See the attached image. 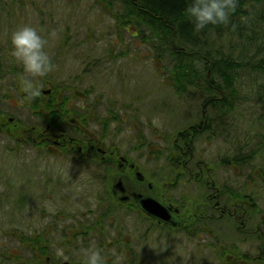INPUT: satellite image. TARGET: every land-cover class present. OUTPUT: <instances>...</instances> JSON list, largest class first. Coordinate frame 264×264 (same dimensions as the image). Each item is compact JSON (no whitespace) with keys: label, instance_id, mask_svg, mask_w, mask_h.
I'll list each match as a JSON object with an SVG mask.
<instances>
[{"label":"rangeland","instance_id":"1","mask_svg":"<svg viewBox=\"0 0 264 264\" xmlns=\"http://www.w3.org/2000/svg\"><path fill=\"white\" fill-rule=\"evenodd\" d=\"M119 7H123V4ZM115 19L114 13L99 6L97 0H0V46L7 45L9 51L7 71L12 66L10 34L17 27L26 24L35 27L45 38L49 54L63 49L66 31L70 29L72 42H81L80 47L73 51L80 53L79 58L72 55V59H63L58 75L54 70L50 72V76L57 82L53 98H60L57 101L60 113L74 105L77 115L78 105L87 97L96 107V122H87L88 119L82 115L81 123L86 128L89 127L90 132L101 131L102 125V135L98 134L102 137L100 141L110 147L118 146L124 153H131L140 166L152 175L157 172L158 175L162 174L158 170L167 162V148L172 146L173 140L175 141L177 130H185V133L189 134L203 125V129H198L201 133H192L193 137L189 135L186 138L185 147L193 148L195 159H201L210 165H223L222 168L217 167L215 180L227 194L238 195L237 190L241 194H255L251 193L255 190L248 188V184L252 179H264V175L260 177L254 174V171L253 175H249L251 166L264 172V148H260L264 145V104L252 103L257 93V84L248 81V73H242L244 83L239 84L241 91L247 92L252 99L241 105L238 111H233L232 116L229 114L228 118L216 120L212 116V108L204 106L203 94H198L197 86L187 89L188 93H178L163 75L165 70L161 69L162 61L156 57V51L141 44L139 36L133 37L132 32H136L134 27L130 32L124 31L119 35ZM2 24L7 25L6 30ZM4 35L7 38L2 40ZM65 50L70 51V46ZM92 60L103 62L101 74L96 71L92 75L93 79L85 80ZM21 70L20 67L16 68L14 76L7 77V89L0 85V98L4 100L7 96V101H4L0 108L3 109L2 113L7 109V113H12L22 120L25 126V135L17 133L11 137L10 133H4L0 127V259H6L7 264H18L19 257L8 259V250L13 247L18 249L21 258L31 259V252L22 247L21 236L33 235V232L49 223H56L53 225L58 226L60 218L56 215L63 206V220L67 224L72 225L74 220L71 218L75 217L74 222L78 225H93L100 218L97 194L105 192L103 183L93 179V171H90L93 176L90 173L88 175L70 165L72 162L67 159L63 161L61 157L41 154L38 151L37 147L42 146L39 143L41 138L35 140L36 133H29L28 130L38 127L41 131V127L47 128L48 124L52 126V122L55 123L53 108L48 106L49 98L46 95L42 99L41 96L36 97V100L26 99L19 87ZM203 71L204 69L200 75ZM207 72L206 77L212 80L210 71ZM40 85L47 88L49 83L46 86ZM216 97L214 99L218 100ZM38 103L45 106L44 109L40 108V112L37 110L39 105L35 106ZM131 103L135 104V112H129L126 122L118 125L113 123L116 116L113 110L120 113L119 108L126 109ZM224 108L230 109L229 106ZM76 115H72L69 121ZM65 119L67 118L64 117L60 121L66 122ZM216 121L219 123L214 124ZM65 124L67 123H63ZM210 127L214 130H208ZM136 146L139 149H133ZM157 146H161V150H156ZM254 152H257V155ZM242 158L248 166L235 160ZM182 159L184 160H180ZM65 162L69 165H63ZM231 163H237L236 169H233ZM52 178L59 180V191L51 193L47 186ZM183 187L185 186L180 188L181 191H173L171 195L180 198ZM262 192L261 196H256L259 205L264 201V191ZM92 211L98 213L97 217L90 213ZM89 214L91 216L87 217ZM81 220L82 224L79 223ZM108 220V228L118 227L115 225L114 216ZM131 227L125 231L129 236L135 234ZM92 237L96 236L91 234ZM106 237H112L110 230L106 232ZM23 238L25 239L24 236ZM182 239L176 237L174 241L176 240L177 244L188 243ZM94 240L96 242V238ZM81 241L82 239H79L80 243ZM4 243L7 245L5 253L2 251ZM171 243L173 244L172 241ZM154 249L151 264H162L159 252L161 248ZM111 252L117 258L114 264H131V260L121 257L115 250ZM196 255H199V252Z\"/></svg>","mask_w":264,"mask_h":264},{"label":"flooded vegetation","instance_id":"2","mask_svg":"<svg viewBox=\"0 0 264 264\" xmlns=\"http://www.w3.org/2000/svg\"><path fill=\"white\" fill-rule=\"evenodd\" d=\"M6 26L2 24L5 30ZM134 28L136 32H132V35L137 37L139 33L135 26ZM130 30L127 28V31L130 32ZM66 32L63 49L49 54L54 63L53 70L57 75L59 65L61 66L64 62L63 59H72L76 55L79 58L80 55L73 51L80 47L81 42L73 43L70 29ZM4 38L7 36L4 35L1 39L4 40ZM67 46H70V51L65 50ZM7 54L9 56L7 45L0 46V85L6 89L7 77L14 76L12 66L7 71ZM98 62V60H92V66L87 69L85 80L93 79L92 75L96 71L101 74L103 62ZM88 64L90 65V62ZM19 67L22 68V66ZM21 75H23V69L21 73L19 72V78ZM50 75L48 73L38 78V82L45 86L49 83L47 88L41 86L40 96L41 99L45 95L48 96L49 103H47L50 108H53L55 123L52 122V126L48 124L47 128L41 127V131L38 127H34L28 132L37 134H35V140L38 137L41 138L39 143L42 146L37 147L41 154L61 157L63 161L67 159L70 163L72 162L70 165L88 175L91 174L90 171H93L94 176L92 174L91 176L94 180L102 182L105 190L98 193L96 197L100 218L98 217L99 219L93 225L81 226L74 222L75 217H72V221L74 220L72 225L67 224L63 220L65 212L61 210L65 208L63 206L56 215L60 218L58 226H54L56 223H49L33 232V235H23L25 239L21 236L22 247L31 252V259L21 258L18 249L13 247L8 250L9 260L11 257H19L18 264H84L88 251L98 249L102 252L104 264H114L117 261L112 250L121 257L131 260V264H151L154 248L160 247L162 264H264V201L259 205L256 199L257 194L259 196L263 194V178L248 182L247 187L255 190L251 192L255 194H241L238 190V195L227 194L215 180L217 167L222 168L223 165H210L201 159H195L193 148L185 147L184 142L188 138L185 130H177L178 135L175 141L173 140L172 146L167 148L169 155L165 158L167 162L162 169L158 170L162 174L158 175L157 172L152 175L140 166L131 153H124L118 146L110 147L102 143L100 141L102 137L99 136L103 132L102 125L101 131L90 132L89 127L86 128L81 123L82 115L88 119L87 122L91 120L96 122V107L88 101L87 97L83 99L82 104L78 105L77 115L74 105L60 113L57 102L60 98L58 96L53 98L57 82ZM4 101H7V96L4 100L0 98V108ZM19 105L24 106V104ZM35 106H38V112L45 108L40 103ZM204 106L209 107V103ZM134 107L135 104L131 103L126 109L123 108L124 111L119 108L120 113H117L118 110H113L116 115L113 123L118 125L126 122L129 112H135ZM2 111L3 109H0L2 131L6 134L10 133V137L16 136L17 133L25 135L22 120L13 116L12 113H7V109L4 113ZM72 115L76 116L69 121ZM64 117L67 118L66 122L60 121ZM262 117L264 119V116ZM63 123L67 124L63 125ZM199 128L203 129V125ZM199 128H196L198 132H200ZM133 149L136 150L139 147L136 146ZM156 150H161V146H157ZM254 153L257 155V152ZM181 158L184 160H180ZM66 164L69 165V163H63V165ZM235 165L237 163H231L233 169H236ZM252 171L260 177L264 175L262 170L253 166L249 175H253ZM169 176L174 177L169 178ZM58 182V179L52 178L48 183L50 185L47 186L48 191L51 193L59 191ZM182 186L185 187L182 188L180 198L171 195L175 190L181 191ZM150 200L151 202L147 203ZM144 206L151 210L148 208L146 210ZM95 211L90 213L97 217L98 213ZM112 216L115 217V225L118 227L108 228L106 223H109L108 219ZM79 223L82 224V220ZM128 224L135 230L133 236L125 232L130 227ZM108 230L112 235L111 238L106 237ZM91 234L96 236V242L95 238H91ZM176 237H182V240L188 243L177 244L176 240L174 241ZM79 239H82L81 243ZM6 247L4 243L2 249L4 253L7 251ZM58 249L62 250V255H58ZM197 252L199 255H196ZM4 257L7 256L4 255ZM0 264H7V260L0 259Z\"/></svg>","mask_w":264,"mask_h":264},{"label":"trees","instance_id":"3","mask_svg":"<svg viewBox=\"0 0 264 264\" xmlns=\"http://www.w3.org/2000/svg\"><path fill=\"white\" fill-rule=\"evenodd\" d=\"M97 3L114 13L119 35L127 28H137L139 41L156 51V57L162 61L161 69L165 70L163 75L178 93H188L187 89L197 86L198 94H203V104L209 103L216 120L228 118L252 99L239 85L244 83V72L250 76L249 82L257 84L252 103L264 104V0H236L235 11L230 13L227 23L210 24L200 31L194 30L187 16L188 0H97ZM10 58L15 74L19 65L14 66L16 63ZM207 71L212 80L206 77ZM227 106L230 109L224 108ZM192 133L199 134L197 129ZM192 133L186 136L193 137ZM235 160L244 163V158Z\"/></svg>","mask_w":264,"mask_h":264},{"label":"clouds","instance_id":"4","mask_svg":"<svg viewBox=\"0 0 264 264\" xmlns=\"http://www.w3.org/2000/svg\"><path fill=\"white\" fill-rule=\"evenodd\" d=\"M235 7L236 0H188L186 13L194 30L200 31L210 24L227 23ZM46 43L41 33L31 25L19 26L10 34V55L23 69L19 87L29 101L41 94L42 87L38 78L46 76L54 69ZM57 252L62 255V250L58 249ZM84 264H104L102 252L90 249Z\"/></svg>","mask_w":264,"mask_h":264},{"label":"water","instance_id":"5","mask_svg":"<svg viewBox=\"0 0 264 264\" xmlns=\"http://www.w3.org/2000/svg\"><path fill=\"white\" fill-rule=\"evenodd\" d=\"M150 202H151V200L150 201H147V203H150ZM144 208L147 210L148 207L146 208V206H144ZM148 209L151 210L150 208H148Z\"/></svg>","mask_w":264,"mask_h":264}]
</instances>
